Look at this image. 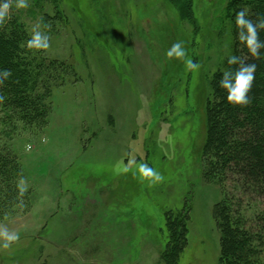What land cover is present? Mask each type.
Instances as JSON below:
<instances>
[{
	"label": "rangeland",
	"instance_id": "374dc122",
	"mask_svg": "<svg viewBox=\"0 0 264 264\" xmlns=\"http://www.w3.org/2000/svg\"><path fill=\"white\" fill-rule=\"evenodd\" d=\"M227 1L193 0L189 17L168 0H58L45 20L16 6L48 44L33 50L47 111L7 143L0 264H165L173 245L177 264H225L223 236L262 230L264 195L204 145L214 78L246 52Z\"/></svg>",
	"mask_w": 264,
	"mask_h": 264
},
{
	"label": "trees",
	"instance_id": "16d2710c",
	"mask_svg": "<svg viewBox=\"0 0 264 264\" xmlns=\"http://www.w3.org/2000/svg\"><path fill=\"white\" fill-rule=\"evenodd\" d=\"M26 1L29 3L27 7L36 9L33 12L42 14L44 20L49 18L46 8L53 11V18H61L58 0ZM168 2L172 3L168 7L180 14L184 12L188 16L191 13L193 0ZM5 3L8 4L6 10L3 9ZM18 3L19 0H0V10L5 12L3 22L0 23V175L6 173L8 163L12 160L11 152L7 150L8 141L18 135L23 126L40 125L47 111L41 101L45 97L44 92L35 90L44 61L35 57V47H28V41L32 38L22 20V10L16 8ZM224 10L233 24V33H240L236 17L238 13L244 12L245 19L256 28V43L260 47L257 48L258 55H254L246 44L244 57H237L236 63L227 60L225 64L226 72H230L227 77L229 82L240 68L255 65L254 78L246 92V103L229 102L228 90L220 84L224 75L219 73L215 76L219 95L212 98L217 101H211V111L214 112L215 108L217 110L211 118L206 113L204 145L211 151L216 167L220 168L221 177L228 171L234 173L261 196L264 195V0H229ZM243 33L247 40L246 28ZM4 70L10 73L7 78L2 75ZM43 88L48 89L47 84H42ZM222 221L225 224L229 218L223 214ZM262 231L264 226L260 232H244L236 227L229 231V236H223L220 252L224 263L256 264V260L264 253ZM180 249L173 245L165 252V264H177Z\"/></svg>",
	"mask_w": 264,
	"mask_h": 264
},
{
	"label": "clouds",
	"instance_id": "9594fccd",
	"mask_svg": "<svg viewBox=\"0 0 264 264\" xmlns=\"http://www.w3.org/2000/svg\"><path fill=\"white\" fill-rule=\"evenodd\" d=\"M20 8H25L27 7V2L26 0H19V3L17 5ZM8 8V4L5 3L3 5V9L6 10ZM5 16V12L3 10H0V23L3 22ZM236 24L238 26V28L241 29L240 31V40L244 39L243 36V29H247V33H248V39H247V44L249 46L250 51L254 54V55H258L257 52V48L260 47V45H258L256 43V28L253 26V24L245 19V14L244 12H240L237 14L236 17ZM41 36L39 33H37L34 38L30 41H28V47L29 48H47L48 44L45 43H41ZM173 55H175L176 57H182L184 55V50L181 47L180 43H176L172 46V48L168 51L167 56L168 57H172ZM238 60L237 57H231L229 59V63H236ZM187 65L189 68H196L197 66L195 64L192 63L191 60L187 61ZM255 70V65H249V66H245L240 68L234 75V79L229 82L227 80V77L229 75L230 72H225L224 74V78L220 81V84L222 87L226 88L228 90V95H227V99L229 102H234V103H246L247 102V97H246V92L248 91V89L251 86V82L253 80V72ZM2 75L4 76V78H7L10 73L7 70H4ZM140 169L142 172L149 174V175H153V176H157V178H159L158 174H156L153 169L149 168L146 164H142L140 166ZM8 241H12L17 239L18 237L15 235H8L6 236ZM5 247H7V243L4 245Z\"/></svg>",
	"mask_w": 264,
	"mask_h": 264
}]
</instances>
